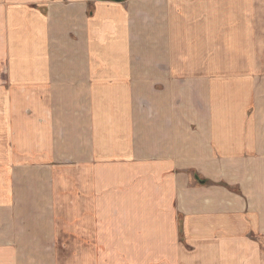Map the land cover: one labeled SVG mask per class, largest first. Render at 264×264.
<instances>
[{
  "label": "crops",
  "instance_id": "0c3cea01",
  "mask_svg": "<svg viewBox=\"0 0 264 264\" xmlns=\"http://www.w3.org/2000/svg\"><path fill=\"white\" fill-rule=\"evenodd\" d=\"M0 264H264V0H0Z\"/></svg>",
  "mask_w": 264,
  "mask_h": 264
},
{
  "label": "trees",
  "instance_id": "16d2710c",
  "mask_svg": "<svg viewBox=\"0 0 264 264\" xmlns=\"http://www.w3.org/2000/svg\"><path fill=\"white\" fill-rule=\"evenodd\" d=\"M115 1L120 2L121 0H115ZM197 180H198V183H200V184H207L208 183L207 181H205V179L204 180L197 179Z\"/></svg>",
  "mask_w": 264,
  "mask_h": 264
},
{
  "label": "rangeland",
  "instance_id": "374dc122",
  "mask_svg": "<svg viewBox=\"0 0 264 264\" xmlns=\"http://www.w3.org/2000/svg\"><path fill=\"white\" fill-rule=\"evenodd\" d=\"M208 182V181H207Z\"/></svg>",
  "mask_w": 264,
  "mask_h": 264
},
{
  "label": "water",
  "instance_id": "95a60500",
  "mask_svg": "<svg viewBox=\"0 0 264 264\" xmlns=\"http://www.w3.org/2000/svg\"><path fill=\"white\" fill-rule=\"evenodd\" d=\"M107 1V0H106Z\"/></svg>",
  "mask_w": 264,
  "mask_h": 264
}]
</instances>
